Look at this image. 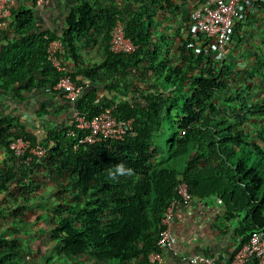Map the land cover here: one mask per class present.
<instances>
[{"label":"trees","instance_id":"16d2710c","mask_svg":"<svg viewBox=\"0 0 264 264\" xmlns=\"http://www.w3.org/2000/svg\"><path fill=\"white\" fill-rule=\"evenodd\" d=\"M29 1L10 8L16 36L0 55L2 95L25 101L27 91L48 89L62 96L54 86L68 75L84 89L74 110L92 118L111 109L117 119L133 122L123 139L84 143L79 139L87 130L77 129L73 118L44 129L40 138L20 119L0 118V264H32L18 234L29 222L47 232L48 264H54L51 255L59 264H154L149 254L160 251L163 213L181 181L193 197L216 194L228 218L242 213L239 246L253 232L264 236V98L246 104L241 94L243 104L235 102L239 71L219 65L212 39L190 31L189 12L204 0L191 8L176 0H79L59 33L35 30L38 3ZM170 13L184 14L183 29L178 18L164 27L155 20ZM118 19L132 53L110 51ZM54 40L61 41L62 71L47 53ZM241 72L243 83L254 77ZM166 128L169 155L163 158ZM18 137L44 153L14 156L9 143ZM121 163L133 174L111 179L109 170Z\"/></svg>","mask_w":264,"mask_h":264},{"label":"crops","instance_id":"0c3cea01","mask_svg":"<svg viewBox=\"0 0 264 264\" xmlns=\"http://www.w3.org/2000/svg\"><path fill=\"white\" fill-rule=\"evenodd\" d=\"M79 0H44L33 6L36 31L49 30L59 33L64 27V19L68 11L76 6ZM182 5L194 6L198 0H176ZM186 4H185V3ZM20 4L31 5L29 0H10L9 6ZM123 5V2H121ZM191 8V7H190ZM192 9V8H191ZM159 16L155 20L164 27L178 18V24L183 29L185 16L183 13L168 17ZM10 15L0 18V55L6 45L16 36ZM100 50L93 49V62L99 59ZM68 62V61H67ZM231 71H239L242 83L247 86L252 83L255 92H264V2L257 3L249 8L246 19L239 22L232 32L231 46L226 56L225 65ZM235 65V67L233 66ZM247 69H245V66ZM69 69L72 64L68 62ZM241 70L252 71V80L243 83L244 75ZM83 83V81L81 82ZM235 86V87H236ZM84 89L82 90L83 93ZM81 93V94H82ZM100 93H105L103 90ZM25 94V92H24ZM26 95L25 101H14L11 95L0 92V118L14 117L24 125L26 131L36 134L39 138L46 128L54 124L67 123L73 116L72 104L60 94L52 90L35 89ZM41 107H45L46 114L37 115ZM49 112V113H48ZM44 113V112H43ZM4 153H0V166L3 164ZM201 197L194 196L191 202L178 205L175 209L174 221L171 225L172 242L168 247L161 249L162 259L154 264H198L191 263L188 258L197 255H212L219 262H226L239 247L240 236L237 230L242 220V213L227 217V210L216 194ZM27 229L19 230L18 234L25 238L29 261L32 264H48L46 256L50 253L47 232H42V224L29 222ZM48 229V227H45ZM51 263L59 264L55 256L51 255ZM102 264V263H101Z\"/></svg>","mask_w":264,"mask_h":264},{"label":"built area","instance_id":"2783aa9c","mask_svg":"<svg viewBox=\"0 0 264 264\" xmlns=\"http://www.w3.org/2000/svg\"><path fill=\"white\" fill-rule=\"evenodd\" d=\"M44 0H37L41 4ZM10 0H0V18L10 15ZM251 0H205L192 12V31L203 33L212 39L210 50L215 54V59L225 56L229 45L230 33L235 24L243 18L242 11L249 5ZM110 51L114 53H132L135 49L132 41L125 35L124 24L121 20H116L110 30ZM61 50V41H51L47 48L51 63L57 70H64L57 53ZM54 89L58 90L64 98L68 99L73 107V120L75 127L80 130H87V134L79 139V142L94 143L101 139H123L132 127V119L119 120L111 109H105L89 118L85 113L74 110V103L78 100L83 90L82 84H75L68 75L59 78ZM71 135L75 131L70 130ZM77 144L74 146L76 147ZM9 149L14 156H20L27 150L35 156H41L44 149L41 146L30 147V143L22 137L14 138L9 143ZM180 194L183 200L189 198V194L184 186H180ZM174 202L166 209L164 218L161 221L162 229L159 231V238L156 242L158 248L168 247L172 242L170 220L174 216ZM149 261L155 263L162 259L161 252L149 254ZM191 263L198 264H264V236L263 232L251 233L249 239L237 248L233 255L226 262H219L212 255H197L188 258Z\"/></svg>","mask_w":264,"mask_h":264},{"label":"clouds","instance_id":"9594fccd","mask_svg":"<svg viewBox=\"0 0 264 264\" xmlns=\"http://www.w3.org/2000/svg\"><path fill=\"white\" fill-rule=\"evenodd\" d=\"M205 1V0H204ZM203 1V2H204ZM255 1L256 2H264V0H251V2H250V4L249 5H247L245 8H244V10L242 11V16H243V18L241 19V20H239V22H243L245 19H246V15H247V12H248V10H249V8H251V7H253V6H255L256 4H255ZM203 2H201V4L203 3ZM196 7H198V5H196L193 9H191V11L189 12V18H190V31H192V24H193V20H192V12H193V10L196 8ZM239 22H237V23H239ZM237 23L235 24V26H234V28H233V30L231 31V33H230V40H229V45H228V47H227V51H226V53H225V56L223 57V58H221V59H215V61L216 62H218V64L219 65H222V63L225 65V61H226V56H227V53H228V51H229V49H230V46H231V40H232V32L234 31V29H235V27H236V25H237ZM193 32V31H192ZM193 34H202L203 35V33H194L193 32ZM205 36V35H204ZM207 38V37H206ZM130 39V38H129ZM109 42H110V39H109ZM109 46H110V44H109ZM135 47V46H134ZM135 50V49H134ZM248 83H246V85H247ZM236 85H238V84H235V85H233V88H235L237 91L236 92H238L239 94H238V96H237V98H235V102H239V103H242L243 104V99L241 98V94H245L244 96H246V101L248 102H246V104H250L249 102H253V103H256V104H253V105H257V102L259 101H261L263 98H264V92H262V93H258V90L255 92V88L252 86V83H251V86L250 85H247V86H240V87H238V86H236ZM236 86V87H235ZM249 86V87H248ZM246 88L247 90L245 91V92H241V91H239V89H241V88ZM235 91H233V93H234ZM235 95H236V93H235ZM250 112H253V109L250 111ZM259 115L260 114H258V112H255L254 114H253V117H254V121L255 122H257L258 123V121H261L260 120V117H259ZM262 120H263V118H262ZM109 177L111 178V179H113V180H115L118 176H124V175H132L133 174V170L131 169V168H126L125 167V165L123 164V163H121V164H119V165H116L115 166V169L114 170H109ZM180 186H184L185 188H186V191H187V193L189 194V198L185 201V200H183L184 198H182V196H181V194H180ZM192 198H193V196H191L190 195V193L188 192V189H187V185H186V183L185 182H183V181H181V182H179V184L177 185V195H176V197H174L172 200H171V202L167 205V207H166V209L171 205V203H173L174 202V216H173V221H174V217H175V209H176V207L178 206V205H185V206H187L190 202H191V200H192ZM166 209H165V211H166ZM165 211H164V213H163V218H164V214H165ZM163 218H162V220H163ZM172 225V224H171ZM171 225H170V228H171ZM172 234V233H171ZM160 252H161V250H160Z\"/></svg>","mask_w":264,"mask_h":264},{"label":"rangeland","instance_id":"374dc122","mask_svg":"<svg viewBox=\"0 0 264 264\" xmlns=\"http://www.w3.org/2000/svg\"><path fill=\"white\" fill-rule=\"evenodd\" d=\"M165 132H167L165 135L162 134L161 137H160V146H161V152H160V155L163 157V158H167L168 155H169V150H167L166 148V138L167 136L169 135V132L167 130V128L164 130ZM165 136V137H164ZM27 211V210H26ZM173 223V220L171 219L170 220V224Z\"/></svg>","mask_w":264,"mask_h":264}]
</instances>
